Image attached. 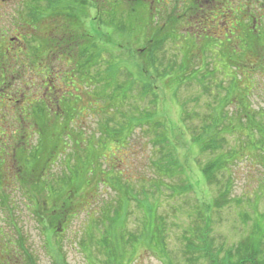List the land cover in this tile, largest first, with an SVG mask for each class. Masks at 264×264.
Segmentation results:
<instances>
[{"label": "trees", "instance_id": "1", "mask_svg": "<svg viewBox=\"0 0 264 264\" xmlns=\"http://www.w3.org/2000/svg\"><path fill=\"white\" fill-rule=\"evenodd\" d=\"M114 7L112 4L105 3L103 5L102 69H98V74L95 71L92 83H90L89 76L86 80L89 85L95 88L92 91V93L95 92L93 93L94 101L96 99L103 101L102 114H100L105 120L101 119L97 122L100 127L97 129V132L100 133L98 137L90 136L86 140V131L78 128L77 124L75 125L80 118H83V116L76 115L77 110L68 107L67 111L70 114L66 112L67 117H49L42 115L43 107L37 108L28 105L29 97L25 99L22 94L27 92L11 94L14 85L12 83L16 82L19 74L24 70L18 68L17 62L16 64L11 62L6 53L0 52V116L5 114L7 125L18 127L10 135L0 131V206L7 205L6 195H9L7 191L12 184L16 186V190L21 192L24 188H28L29 191L26 192H31L27 195L30 198L31 206L34 211H38L35 217L41 216L39 221L48 223L49 228L46 231L50 233L51 237L58 235L59 225L65 220L67 213L70 212L69 216L74 218L77 207H80L82 211L86 210V212L93 210L89 208L90 205H86V209L83 210L78 201L83 198L85 189H89L94 184L95 187L101 186L103 190L115 193L119 199L123 192H127L130 195L129 205L135 201L138 202L139 207L140 202L137 200L136 193L133 192L132 181L124 179L123 182L122 174L113 166L109 169H101V155H105L112 147H116L119 151L126 149L131 127L139 125L152 136L154 150L157 153L156 162L153 163L155 176L152 179L156 184L149 187L150 190H153L149 192L151 196L156 192H161V189L167 190L172 196L194 193L189 175L181 166L180 153L178 152L180 151L178 146L181 144L173 140V134H177L184 140L188 139L197 149L199 156H210L199 171L205 186H216L219 193L217 197L205 204V208L202 207L203 204L195 207L194 224H191L188 232L181 238L185 263L194 264L193 256L199 253L203 259L210 260L211 264H264V254L260 250L262 239H258V236L255 237L263 230L261 226H258V220H262V217L256 219L255 234L251 236L253 243L246 247L239 246L235 257L230 251H226L220 263L215 260V256L223 252L222 245L218 247L220 249L216 250V253H213L211 246L214 240L212 237H208L211 227L209 214L213 211H220L224 205L231 201L227 196L231 188L229 178L232 168L239 161L247 159L245 152L248 150L264 154V112L260 113L251 109L248 102L249 98L253 96L250 94L252 89L248 86L245 87L241 82L244 78L243 74L246 77L251 73L256 76L260 72L259 69H262L260 74H264V23L258 33L250 30L245 31V36L241 37L240 41L241 45L247 48L246 50L237 51V44L233 41L229 53H209V51L205 52L201 47H198V44L194 43V38L177 35L176 28H173L172 32L165 31L159 22H157L158 27H155L156 21L147 19L146 12L138 11V9H143L142 6L136 7L134 19L128 18L127 14L122 15L123 11L128 12V8L124 9L123 5L119 6L120 15H114ZM30 37L32 36L29 35L28 38ZM28 38L27 36L24 38L29 51L24 54V61L28 62L29 67L24 69L30 75L33 72L31 50L37 40L35 38L27 40ZM132 41H134V46ZM166 41L172 43L176 54H171H175L176 57L171 58V54L166 52ZM178 41L183 42V48L176 47ZM203 47L206 46L203 45ZM116 49L128 52L129 59H132L129 62L132 69L120 67L122 61L117 60ZM140 49L143 50L142 54H136ZM211 54L217 55V63L211 60L206 62L207 57L209 58ZM247 54L252 55L248 58ZM136 57L138 60L135 59ZM106 58L108 60L105 61ZM89 60L95 62L96 56H89L87 61L89 62ZM87 66V71L90 73V64ZM244 68L257 69L258 72L256 70H248L246 73L240 71ZM222 70L230 71L228 77L223 76ZM216 74H221L223 81L217 83L215 81ZM23 75L24 85L27 84L25 87H30L32 85L31 78L28 79L26 73ZM252 79L249 78L250 82ZM224 80L229 81L227 86H224ZM97 82L98 84H96ZM97 85H99L98 91L96 90ZM193 87L197 88L196 95L188 98L181 97L183 91ZM14 95L18 97L14 99ZM128 100L134 101V104L130 108L128 107L126 113L123 114L124 121L121 122L118 112ZM169 102L179 104V117L175 122L168 117ZM200 102L207 109L202 115L196 109ZM84 109L94 110L95 106H88ZM3 111L4 113H2ZM74 112H76L75 115ZM44 121L51 125L46 128ZM103 121L105 122L103 123ZM100 124H103L102 128ZM115 125L116 127H114ZM2 126L6 125H0V129ZM235 130L242 132H235ZM257 136H259L258 140ZM229 137H236L237 141L235 142L237 143L246 138L248 143L243 146L238 143V149L227 150V138ZM33 139L36 142L32 147ZM96 142L97 145L94 146L92 143ZM82 146L89 151L87 157H84V160L77 159L72 168L66 165V172L69 173L68 167H70L71 173L61 175H68L67 177L56 181L49 180L52 179V176L46 177L48 167L53 163L54 154L64 157L65 154L62 153H65L68 148L74 147L78 150ZM57 156L54 161L58 159ZM7 157H11L16 162L15 164L18 166H16V172L11 173V170L7 169ZM260 159L256 162H259ZM175 180H178V184L167 185ZM142 194L140 208L145 219L143 230L145 231V226L146 228L150 226L149 234L153 240L154 248L157 250L156 255L165 257L167 264L168 257L165 253L167 247L164 241L167 230L164 218L156 216V205L148 204L150 202L148 192ZM114 206H111L112 210L108 211L101 217L102 220L96 221L95 224L105 220L109 231L125 239L126 244L130 245L136 242L139 236L137 238L127 236L126 238L119 229L116 230L112 227L120 220V213L123 211L121 200ZM98 211L100 210L95 209L93 215H98ZM127 214L125 212V216ZM90 222L92 223L93 219ZM262 225L264 226V222ZM106 234L105 229L104 235L100 239L104 247L108 245ZM146 235L147 233L142 234L140 238ZM58 251L56 250L55 256L61 257ZM27 252L26 256L29 255ZM121 259L123 261V256H119V263L117 259L114 261L116 264H122ZM62 262V260L54 259V264H63Z\"/></svg>", "mask_w": 264, "mask_h": 264}, {"label": "rangeland", "instance_id": "2", "mask_svg": "<svg viewBox=\"0 0 264 264\" xmlns=\"http://www.w3.org/2000/svg\"><path fill=\"white\" fill-rule=\"evenodd\" d=\"M19 4L20 1L18 2V5ZM21 6L20 4L18 9L21 8ZM7 8V10L2 9L3 11H1L0 14V30L5 31L6 35L9 34L7 36L9 38L10 36L19 38L20 34L18 31H15V28H17L18 19L22 17L23 12L21 14V11L14 10V5H7ZM155 27H158L157 22ZM26 36L27 33L24 34V38H26ZM33 37L35 38V36ZM165 46V50L168 54L175 53V48L172 43H166ZM140 51L139 53L137 51L136 54H142L143 50ZM175 54H171L170 57H176ZM115 55L117 56V60L122 61L120 67L132 69L129 63L132 59H129V54L126 50L116 49ZM247 55L249 58L252 54ZM216 57V54H211L209 58L207 57L206 62L211 60L217 63ZM135 59L138 60V57ZM106 60H108V58H106L105 61ZM258 60L257 58V62ZM196 61L197 60H195V62ZM251 61H253V59H251ZM248 70L257 71V69L246 68L240 71L246 73ZM259 70L260 72L257 71L258 74H256V76L252 73L248 75L250 79L254 76L252 82H250L249 78L244 74V78L241 82H243L245 87L248 86V88L252 89L250 94L253 96L249 98L248 102L251 109L262 113L264 112V74L261 75L262 69ZM222 71L224 77H228L230 74V71ZM25 73L28 79L32 78L31 74L29 75L26 71ZM223 76L221 74H216L215 81L217 83L221 80L223 81ZM24 82L25 78L23 84ZM19 84L20 86H18ZM228 84L229 81L224 80V86ZM21 89V82L14 84L11 94H19ZM98 89L99 85H97L96 90L98 91ZM84 93H86V91H84ZM196 94L197 88L193 87L187 91H183L181 97L188 98ZM16 97L18 96L14 95V99ZM101 104L103 105V101ZM133 104L134 101L128 100L121 109L123 112H118L121 122L124 121L123 114H125L128 107L130 108ZM178 105V103L171 104L170 102L168 105V117L173 122L177 121L179 117ZM196 109L200 115L207 111L202 102L196 106ZM2 113H4V111ZM92 113L94 112H90L89 114ZM101 114H99L97 118H95L96 116H88L80 118L77 123L74 122L75 125H78V128L86 131V140H88L90 136H92V138L95 135V137L99 136L100 133L97 132L99 126L97 122L101 119L105 120L101 117ZM6 117L5 114L0 116V125H6L4 127L2 126L0 131L10 135L12 131H15V128L17 129L18 127L7 125V121L5 120ZM104 122L105 121H103V123ZM44 124H46V128L51 125L47 124V121H44ZM102 125L103 124H100L101 128ZM114 127H116V125ZM144 129L139 125L131 127L126 149L119 151L116 147H112L105 155H101L102 170L109 169L113 166L122 174L123 182L124 179L132 181L133 192L136 193L137 200L140 202L139 207L138 202L135 201H132L129 205L128 198L130 195H128L127 192H123L122 197L119 199V196L115 193L109 190H103L101 186L95 187L94 184L90 186L89 189H85L83 198L78 201L83 210L86 209V205H90L89 208L93 210H88L87 212L89 213H87L86 210L82 211L80 207H77V209H75L74 218H72V216L68 219L63 231L59 230L58 235L51 237L50 233L46 231L49 228L48 223H41L39 221L41 216H38L39 218L36 217L37 219L32 216V210L34 211V208L31 206L29 201L30 198L27 196L28 193L31 194V192H26L29 191V189L24 188L21 192L20 190H16V186L12 184L7 191L9 195L7 196L5 194L7 197V205H1L0 207V213H3V224H1L0 227L4 229V233L8 238V247L10 249L8 253L15 250L17 246L16 242L21 241L23 248L34 258V261L30 263L24 262L23 264H53V259L62 260L63 264H116L114 260L117 259L118 262L119 256H123V261L121 259L122 264H166L165 257L161 255L158 257L156 255L157 250L154 248L153 240L150 238L149 234L150 226H147V228L145 226V231L143 230L145 219L140 207L143 199L142 193L148 192L150 201L148 204H152V206L156 205V216H162L164 218V225L167 230L165 231L167 236L164 237L167 247L165 250L168 257L167 264H186L184 261L185 256L181 238L188 232V228L191 224H194L193 221L196 219L194 215L195 207H199V205L203 204L202 207L205 208V204L217 197L219 193L216 186H205L199 171L200 168L205 165L206 161L209 160L210 156H199L197 154V149L192 146L187 138V140H184L182 137H178L177 134H173V140L181 144V146H178V148H180L178 152L180 153L181 166L185 169V173L189 175V180L194 187V193L184 196H172L167 190L161 189V192H156L151 196L149 192L153 190H150L149 187L156 184L152 179L155 176L153 163L156 162L157 153L154 150L155 146L152 136ZM235 132L242 131L235 130ZM88 133L90 134L88 135ZM258 138L259 136L256 137L257 140ZM227 141V150L238 149L239 144L243 146L248 143L247 139L244 138L243 140H239L238 144L235 142L237 141L236 137H229ZM35 142L36 140L33 139L31 143L32 147ZM92 144L96 146L97 142ZM76 149L77 148L74 147L68 148L65 153H62L65 154L64 157L63 155L59 157L57 154L53 155V163L48 167L46 176H52V179L49 180L56 181L62 177H67L69 173H71L70 167H73L77 159L82 158V160H84V157H87V152L89 151L85 150L83 146L81 149ZM245 155L247 159L239 161L234 168H232L230 174L229 181L231 183V188L227 198L231 201H229L227 205H224L220 211H213L209 214L211 217V227L208 237H212L214 240L211 246L213 253H216V250L220 249L218 247L222 245L221 249L223 252L215 256V260L219 263L226 251H230L233 257H235L239 246L244 245V247H246L248 244L253 243L251 236L255 234L254 225L256 224V219L261 217L263 219L258 220V226H261L263 230L260 231L261 234L255 235V237L258 236V239H262L260 250L262 254H264V226L262 225L264 222V154L261 152L253 153L248 150L245 152ZM56 156L58 159L54 161ZM258 159H260L259 162H256ZM15 163L16 162L11 157H7V169L11 170V173L16 172L17 165ZM66 165L70 166L68 167L69 173L66 172ZM173 184H178V180L170 182L167 185ZM119 200H121L123 211L120 213V220L113 224L112 227L116 230L119 229L126 238L127 236H135L134 238L139 236V239L130 245L126 244V240L122 237L120 238L117 234L110 232L105 220H103L102 223L95 224L96 221L102 220L101 217L106 215L108 211H111L112 208L110 207H115L114 205L118 204ZM95 209L100 210L97 212L98 215L96 216L93 215ZM125 212L128 213L126 216ZM92 219L93 222L91 223L90 221ZM105 229L107 231L106 236L108 240V245L106 247L100 242ZM145 233H147V235L140 238L141 235ZM57 245L58 249L60 248L59 251ZM56 250L62 258L55 256ZM114 254L115 257H113ZM193 258L195 260L194 264H211L210 260L207 258L203 259L199 253L195 254ZM110 259L112 260L110 261ZM10 264H16L15 259L10 261Z\"/></svg>", "mask_w": 264, "mask_h": 264}, {"label": "flooded vegetation", "instance_id": "3", "mask_svg": "<svg viewBox=\"0 0 264 264\" xmlns=\"http://www.w3.org/2000/svg\"><path fill=\"white\" fill-rule=\"evenodd\" d=\"M19 1L22 6L18 9ZM19 1L0 0V14L2 9H8L7 5H14V10L21 11V14L23 12L15 28L20 34L19 38L12 36L9 38L7 37L9 34L6 35L5 31L0 30V52L6 53L11 62L15 64L17 62L18 68L24 70L12 84L21 82V85H24V68L29 67L28 62L24 61V54L29 53L24 34L35 36L37 41L31 50L32 85L21 86V92H27L22 94L25 99L29 97V106L43 107L42 115L58 118L67 117L68 107L77 110V113L73 114L76 113L78 117L98 116L102 113V101L101 99L94 101V92L92 93L94 88L86 80L89 76L92 83L95 71L98 74V69H102L103 66L105 3L115 6L113 10L117 16L120 15V5H123L124 9L128 8V12L125 10L122 15L127 14L130 19H134L136 7L142 6L143 9L138 11L146 12L147 19L161 23L165 31L172 32V29L176 28L177 35L194 38V43L209 53H229L233 41L237 44V51L246 50L247 48L241 45V37L245 36L246 30L258 33L264 23V0ZM169 42L166 41L165 44ZM181 44L183 42L178 41L176 47L183 48L184 44ZM132 45L134 46V41ZM239 47L241 49H238ZM89 56H96V61L88 62ZM88 64L91 68L90 73L87 71ZM88 106H95V109L83 110ZM90 112L94 113L89 114ZM69 213L59 225L60 231L66 227L70 218ZM2 214L0 213V225L3 224ZM36 214L38 211L32 210L34 218ZM8 244L4 229L0 227V264H10L14 259L16 264L34 261L31 254L23 248L21 241L16 242L17 246L11 253H8L10 250ZM26 252L28 256L25 255ZM52 261L54 264V259Z\"/></svg>", "mask_w": 264, "mask_h": 264}]
</instances>
